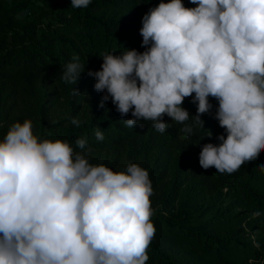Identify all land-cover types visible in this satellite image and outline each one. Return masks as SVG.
Wrapping results in <instances>:
<instances>
[{"label":"clouds","instance_id":"9594fccd","mask_svg":"<svg viewBox=\"0 0 264 264\" xmlns=\"http://www.w3.org/2000/svg\"><path fill=\"white\" fill-rule=\"evenodd\" d=\"M92 0H71L75 9ZM163 0L142 17V47L105 54L89 71L103 101L132 128L150 121L163 134L168 116L191 135L218 101L214 118L227 133L206 143L199 165L233 174L264 151V0ZM63 71L74 84L84 67L73 57ZM194 94V96H193ZM192 97L193 123L182 107ZM103 107V103L100 105ZM77 127L81 121L74 117ZM95 137L104 140L97 129ZM40 139L29 119L13 122L0 140V264H146L156 228L149 172L92 164L86 139ZM264 168V166H262ZM255 216L260 213L256 212ZM259 247L258 244H255ZM249 264H253L249 261Z\"/></svg>","mask_w":264,"mask_h":264},{"label":"trees","instance_id":"16d2710c","mask_svg":"<svg viewBox=\"0 0 264 264\" xmlns=\"http://www.w3.org/2000/svg\"><path fill=\"white\" fill-rule=\"evenodd\" d=\"M160 2L92 0L75 9L71 0H0V140L13 122L29 119L34 135L68 142L74 151H81L75 141L83 138L91 149L84 154L96 158L128 152L148 170L154 190L156 233L146 264H264V151L231 175L199 165L202 146L227 135L214 118L218 101L209 97L212 109L191 135L166 115L170 127L163 134L150 121L129 128L123 121L133 118L131 111L121 116L111 98L103 101L106 90L97 92L88 74L101 69L105 54L144 52L142 17ZM73 57L84 67L74 84L62 78ZM182 107L192 124V97ZM74 117L79 127L71 123ZM97 129L103 141L96 139Z\"/></svg>","mask_w":264,"mask_h":264},{"label":"rangeland","instance_id":"374dc122","mask_svg":"<svg viewBox=\"0 0 264 264\" xmlns=\"http://www.w3.org/2000/svg\"><path fill=\"white\" fill-rule=\"evenodd\" d=\"M36 2H40V0H35ZM86 157L91 161L92 164H104L105 166L111 168L113 171H123L125 170L127 164L133 163L131 156L128 152H120V153H103L98 158L94 156L92 153H86Z\"/></svg>","mask_w":264,"mask_h":264}]
</instances>
